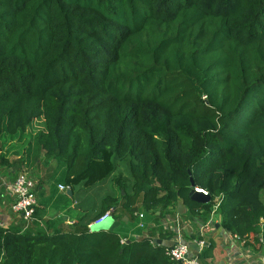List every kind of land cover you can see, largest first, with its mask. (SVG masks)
<instances>
[{
    "label": "trees",
    "instance_id": "1",
    "mask_svg": "<svg viewBox=\"0 0 264 264\" xmlns=\"http://www.w3.org/2000/svg\"><path fill=\"white\" fill-rule=\"evenodd\" d=\"M13 143L18 173L43 156L72 189L110 191L70 231L0 224V264H174L156 229L89 225L110 211L138 226L180 200L264 247V0H0V148Z\"/></svg>",
    "mask_w": 264,
    "mask_h": 264
},
{
    "label": "crops",
    "instance_id": "2",
    "mask_svg": "<svg viewBox=\"0 0 264 264\" xmlns=\"http://www.w3.org/2000/svg\"><path fill=\"white\" fill-rule=\"evenodd\" d=\"M8 147V149H7ZM8 151L10 164L0 166V224L6 228H16L23 224L22 217L15 213L12 205L14 196L11 191V186L18 175L16 167L12 164L13 161L27 157V148L23 149L15 143L4 145L0 148V153ZM28 166L26 172L36 181V195L38 201L36 220L24 227L22 231L36 228H41L47 232L57 230H73L74 226L79 221L88 219H80L88 212L93 215V207L95 204L100 205L101 198L110 191V185L104 184L92 189L77 188L72 189L65 182V167L61 162L56 160H48L43 156L34 164H25ZM26 168L23 166L22 169ZM60 186H64L61 188ZM185 207V206H184ZM177 211V209H176ZM171 213L164 217L152 216L148 212L141 211L142 217L138 220L144 221L147 228L142 230L134 224V221L120 220L118 227L122 234H129L132 237L140 235H148V229L154 230L155 239H160L163 244L170 246L173 242L180 239L187 243L193 249L197 242L203 241L200 236H211L215 242L213 256L208 259L210 264H263L262 256L264 247L256 249L253 246H245L244 241L229 234L219 225V216L212 214L206 224H203L199 219H187L182 215L175 217ZM187 209L185 207V213ZM184 213V214H185ZM157 215L160 211H157ZM114 218V217H113ZM116 220V219H114ZM124 222V224H122ZM31 225L33 226L31 228ZM163 227V232L160 228ZM167 230H173L174 236L170 240L162 238V233ZM180 231V235L177 231ZM264 233V226L260 227L259 234ZM262 241V240H261ZM204 245H207L205 242Z\"/></svg>",
    "mask_w": 264,
    "mask_h": 264
},
{
    "label": "built area",
    "instance_id": "3",
    "mask_svg": "<svg viewBox=\"0 0 264 264\" xmlns=\"http://www.w3.org/2000/svg\"><path fill=\"white\" fill-rule=\"evenodd\" d=\"M36 186V181L26 171L18 173L11 186V191L14 196L12 208L14 212L19 214L26 223L36 219L35 213L38 207ZM60 187L64 188V186ZM194 192L202 193L203 195L208 196V191L203 188L196 187ZM215 207L217 208V205ZM109 216H111L110 211H107L98 219L93 221L89 226L91 227L92 224L100 223L106 220ZM141 217L142 214H140V218ZM138 226L143 228L145 226L144 221L140 220ZM177 234L180 235L179 230L177 231ZM125 241L126 239L122 240V242ZM196 246L197 248L193 249V247L178 239L167 247L166 252L174 264H201L194 250L200 252L204 246V242H197ZM262 263L264 264V254L262 256Z\"/></svg>",
    "mask_w": 264,
    "mask_h": 264
},
{
    "label": "water",
    "instance_id": "4",
    "mask_svg": "<svg viewBox=\"0 0 264 264\" xmlns=\"http://www.w3.org/2000/svg\"><path fill=\"white\" fill-rule=\"evenodd\" d=\"M191 182L194 184L193 178L191 177ZM193 198L200 201V202H208L210 200L209 196L203 195L202 193L198 192H192ZM185 213V207L182 203V201H178L177 205V211L176 214H173L175 217L176 215H183ZM127 217H124L123 220H127ZM121 221L120 220H114L112 216H109L106 220L100 222V223H95L91 225V230H100V229H107V230H114L120 225ZM259 237L262 239V242L264 243V233L259 234ZM162 241L160 239H155V243H161ZM125 246V243L123 244L122 247ZM194 248H197L195 246Z\"/></svg>",
    "mask_w": 264,
    "mask_h": 264
},
{
    "label": "rangeland",
    "instance_id": "5",
    "mask_svg": "<svg viewBox=\"0 0 264 264\" xmlns=\"http://www.w3.org/2000/svg\"><path fill=\"white\" fill-rule=\"evenodd\" d=\"M37 125L39 126V122H37ZM262 198L264 199V189L262 191ZM113 217V215H111Z\"/></svg>",
    "mask_w": 264,
    "mask_h": 264
}]
</instances>
